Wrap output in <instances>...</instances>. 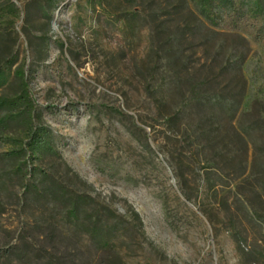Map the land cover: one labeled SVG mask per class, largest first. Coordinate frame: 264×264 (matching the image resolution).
<instances>
[{"label": "rangeland", "instance_id": "374dc122", "mask_svg": "<svg viewBox=\"0 0 264 264\" xmlns=\"http://www.w3.org/2000/svg\"><path fill=\"white\" fill-rule=\"evenodd\" d=\"M136 1L0 0V103L23 67L36 109L0 106V264H264L261 19L233 31L191 0ZM194 82L234 119L188 105ZM209 124L210 144L193 135ZM42 125L52 148L33 152Z\"/></svg>", "mask_w": 264, "mask_h": 264}, {"label": "trees", "instance_id": "16d2710c", "mask_svg": "<svg viewBox=\"0 0 264 264\" xmlns=\"http://www.w3.org/2000/svg\"><path fill=\"white\" fill-rule=\"evenodd\" d=\"M137 2L136 0H129ZM195 10L198 12V14L204 19V21L208 22L210 25L215 27H227L233 31H237L244 27L245 20L248 17L252 18H260L261 23L260 25H256V33L255 37L261 38L264 36V0H247L244 1L241 4H237L235 0H191ZM16 4L14 2H11L10 5H8V8L15 9ZM16 74H19V77L22 78L21 81V92L18 95L15 96H5L2 98L0 106L5 108H9L11 110H18L23 109L25 112H28L30 115L36 114V109L32 106V93L30 92V85H29V79L26 77L27 73L25 72L23 67H20L16 69ZM162 73V80L158 84L157 92H161L163 89L164 84H166L167 78L166 75ZM1 73V69H0ZM182 78V73L179 72V70L175 71V78ZM3 80L0 79V86L2 85ZM200 84V83H198ZM197 83H193L192 85L188 86L189 89V96H188V105H200V106H207L211 107L213 111H211V115H213L216 111V109H225L228 114H230V118L234 119L236 116L238 110H239V104L235 103L232 98L225 97V93H211V92H203L200 88H198ZM181 88L180 81L176 82V87ZM164 90V89H163ZM159 99V98H158ZM187 105V103H185ZM5 107V108H4ZM10 112L8 113L9 116H15L16 113ZM180 113V109L175 112L176 117H178V114ZM176 117H166L163 116V121L166 122V124H169L171 120L176 119ZM213 117V116H212ZM176 125V123H175ZM199 127L194 129L193 135L198 136H205L204 138L209 141L210 143L214 142V139L216 137L215 130L216 126H213L209 124L208 126L202 127L203 129L199 133L198 130ZM247 128V127H246ZM244 128V129H246ZM41 133L34 131L31 135V141L29 142V146L31 150L38 151L39 148H52L49 147V138L52 135L50 129L42 125L41 126ZM41 134L43 135V138H41ZM35 137H38L37 139H34ZM195 154H198L197 150H194ZM204 168L206 170V176L204 178V181L207 182L209 185V189L215 190L216 186L218 185V182L214 181L216 180L215 177L210 178V171L214 170V156L206 157L204 159ZM213 173V171H212ZM31 174H34L31 172ZM220 178V177H219ZM27 184H25L26 186ZM61 190L64 193L70 192L69 189L64 186L63 184H60ZM184 197L191 200L189 195L186 192H183ZM74 198L85 200L86 196L85 194L81 193H72ZM2 255V251L0 250V256Z\"/></svg>", "mask_w": 264, "mask_h": 264}]
</instances>
